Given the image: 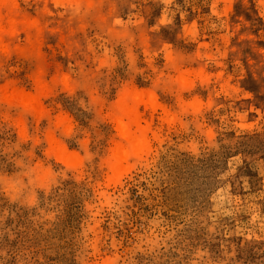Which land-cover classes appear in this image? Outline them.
Segmentation results:
<instances>
[{
  "label": "rangeland",
  "instance_id": "1",
  "mask_svg": "<svg viewBox=\"0 0 264 264\" xmlns=\"http://www.w3.org/2000/svg\"><path fill=\"white\" fill-rule=\"evenodd\" d=\"M15 11L24 25L0 45V264H264V0ZM133 92L156 101L138 106L145 148L116 176Z\"/></svg>",
  "mask_w": 264,
  "mask_h": 264
},
{
  "label": "bare ground",
  "instance_id": "2",
  "mask_svg": "<svg viewBox=\"0 0 264 264\" xmlns=\"http://www.w3.org/2000/svg\"><path fill=\"white\" fill-rule=\"evenodd\" d=\"M40 9L48 8L57 0H32ZM69 1V0H68ZM18 0H0V45L3 44L5 37L16 35L20 27H23V20L17 15L15 7ZM34 22L29 23L28 27H35ZM155 96L152 93L133 92L122 104V120L119 128L125 144L121 146L115 153V164L112 168L114 175H119L128 163L131 157L137 156L144 151L145 140L143 138V130L140 127V118L138 114V106L140 104L154 105ZM22 107L29 112L37 110L35 101L21 102ZM135 128V132H133ZM62 150V149H60ZM62 154L66 153L62 150ZM72 158V156H68ZM124 172V171H123ZM122 172V173H123Z\"/></svg>",
  "mask_w": 264,
  "mask_h": 264
}]
</instances>
